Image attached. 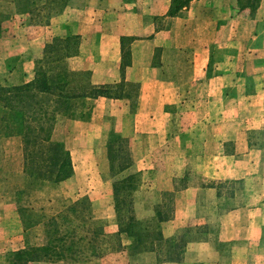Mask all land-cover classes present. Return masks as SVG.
I'll return each instance as SVG.
<instances>
[{"label": "crops", "instance_id": "0c3cea01", "mask_svg": "<svg viewBox=\"0 0 264 264\" xmlns=\"http://www.w3.org/2000/svg\"><path fill=\"white\" fill-rule=\"evenodd\" d=\"M68 3L75 2L0 0V86L20 85L35 78L36 59L43 55L45 45L41 38L79 35L84 39L83 46L91 47L88 52L83 49L85 61L79 68L91 71L93 84L120 82L123 76L139 84V110L133 118L137 126L135 150L142 154L132 166L138 172L158 166L153 154V144L157 140L177 158L193 159V173L190 167H185L187 164L176 167L163 162L162 166H167L168 170L172 168L167 170L169 175L158 168L154 179L156 186L148 183L150 190H145L140 184L135 190L138 219L149 223L156 221L165 239L185 240L179 254L168 252L170 242L156 250L138 252L137 264H264V139L254 138L259 130H264V89L249 93L247 79L240 73L235 75V95L231 97L227 94L228 81L224 74L211 78L210 83L213 80L220 85V115L213 116L211 108L205 114L207 122L203 131L197 129V125H190L174 132L169 119L170 115L173 118L172 113L166 111L165 106L179 101L181 86L178 80L167 77L164 72H177V67L163 63L164 60L151 64L152 54L148 56L150 63L138 65L137 61L145 54L136 47L160 32H157L155 18L150 20L145 13L133 11L136 3H153V7L163 3L162 9H154L151 14L164 15L171 0H76V3H86L80 16L76 9L70 10L72 6ZM2 16L7 20L1 21ZM169 20L178 22L180 17H169ZM125 35L137 36V39L133 42V63L123 74L121 38ZM184 51L172 47L165 49V53L176 56ZM194 52L197 50L188 55ZM18 57L19 62L15 64ZM86 100L85 115L61 113L57 119L66 117L72 128H97L93 135L99 138L105 125L93 122L96 111L102 104L105 106L118 99L101 96ZM210 103L217 105L211 99ZM56 125L57 120L52 134L55 141ZM104 150L110 162L107 139ZM73 165L75 168L74 162ZM178 177H183L184 186L176 188ZM107 182L113 190V205L103 225L107 237H115L120 227L116 222L114 180ZM229 183L236 186L227 192L225 184ZM168 192L172 194L169 211L165 208ZM153 195L156 199L152 203ZM146 201H150L151 206L150 203L145 206ZM158 210L167 212L169 217L160 220ZM122 239L124 246L130 241L126 234H122ZM170 244L175 246V242ZM94 259L103 261L99 257ZM31 263L46 264V261Z\"/></svg>", "mask_w": 264, "mask_h": 264}, {"label": "rangeland", "instance_id": "374dc122", "mask_svg": "<svg viewBox=\"0 0 264 264\" xmlns=\"http://www.w3.org/2000/svg\"><path fill=\"white\" fill-rule=\"evenodd\" d=\"M73 2L75 3H68V6H72L70 8L72 11L76 9L77 15L80 16L86 3H76V0ZM136 4L133 11L145 13L150 20L155 18L157 32H160L148 37L146 42H140L136 47L145 54L142 55L143 59L137 61L138 65L150 63L148 56L152 54L151 64L162 63L164 60L163 63L177 67V72L170 70L164 72L167 77L178 80L181 86L179 101L165 106V110L172 113L173 118L170 115L169 119L173 124L174 132L190 125H197V129L203 131L207 122L205 114L211 108L213 116L216 113L220 115L222 109L219 100L220 85L213 80L210 83L211 78L224 74L225 81H228L227 94L231 97L235 95L233 87L235 75L240 73L247 79L249 93L259 91L261 87L264 89L262 85L264 83V0H193L177 15L180 17L178 22L169 20L171 16L167 15L168 12L157 16L151 14L154 9H162L163 3H156L155 7L153 3ZM1 18L3 22L6 19L4 16ZM172 26L174 30L170 31ZM56 37L61 36L40 39L45 42L42 47L43 55L46 45ZM123 37H125V50L129 53L126 56V63L131 62L125 67L126 70L133 63L132 38L135 37L136 40L137 36ZM77 42L80 45L79 53L68 61L69 66L75 70H79L85 61L82 56L83 51L91 50L86 44L83 46V38H78ZM169 47L185 51L177 56L169 55L165 53V49ZM194 50H197V53L188 55ZM121 56H123L122 43ZM16 59L15 64L19 62V57ZM126 81L133 82L127 79ZM118 83L107 84L115 86ZM120 90L118 87L117 91ZM210 99L217 105L211 104ZM105 104L99 107L96 111V120H93L95 123L99 122L100 126L105 125L104 133L99 138L93 135V132H97V128H72L68 125L66 117L61 116L57 119L54 139L64 142L75 164L73 177L62 183L29 176L25 170L22 136L0 130V264H34L31 262L36 261H29L32 256L29 252L35 247L44 245L54 247L52 251L59 257L46 259V264L138 263L135 257L138 252H134L130 247L132 242L130 238L124 248H119L113 236L107 237L104 230L99 243H96L98 245L96 248V244L95 246L89 244L91 242L84 237L90 235L86 230L96 222L100 224L107 222L105 216L113 205V190L109 188L111 184L107 180L112 181L116 177L112 175L107 152L104 150L105 140H115V137L121 139L122 142L115 141L116 149L120 147L127 149L133 163L136 157L142 154L135 150L134 140L137 126L133 116L139 110L138 98L120 100L118 98ZM86 105L85 102L78 105V115ZM254 138L263 140L264 130H259ZM156 143L153 144V154L157 157L158 166L154 170L138 172L132 163L119 177L133 175L136 177L137 186L143 184L145 190H150L147 184L156 186L154 179L158 168L165 172L166 176L172 169L168 170L167 166H162L163 162L176 167L187 164L185 167H190V173H193L191 166L193 159L181 160L171 154L165 145L160 144V141L157 140ZM178 179L176 188L183 184V177ZM234 186L236 185L233 183L225 184V189L229 192ZM135 190L129 193L131 195L127 203L131 204V207L126 205V210L130 209V213L137 217L136 213H139L135 208ZM122 194L125 195V192ZM83 198L86 199L83 204L77 202V199L81 201ZM155 199L153 195L152 203ZM166 199L165 208L169 209L172 203L170 192ZM149 203L150 201H146L144 205L147 206ZM5 204H8V207H3ZM116 222L118 223L117 217ZM154 222L151 224L155 227ZM122 244H125L123 239ZM94 249H97L99 255H94ZM95 257L102 258L103 261L93 260Z\"/></svg>", "mask_w": 264, "mask_h": 264}, {"label": "trees", "instance_id": "16d2710c", "mask_svg": "<svg viewBox=\"0 0 264 264\" xmlns=\"http://www.w3.org/2000/svg\"><path fill=\"white\" fill-rule=\"evenodd\" d=\"M192 1L171 0L167 15L177 16ZM78 38H80L78 35L56 37L51 43H48L43 57L36 60L35 78L32 81L20 85L0 86V130H5L10 134L18 133L22 136L25 149V170L29 176L35 179L60 182L71 177L74 173L70 151L64 142L52 139L58 114L78 115V105L81 102L87 104V98L103 96L131 99L139 97V84L126 81L125 76L115 86L107 83L93 84L90 70L72 69L68 61L79 53ZM132 39L135 40V37ZM124 40L125 37L121 40L123 74L125 67L131 63L130 61V63H126V56L129 53L125 50ZM118 87L121 89L120 91H117ZM84 108L79 115H85ZM115 141L122 142V140L116 139V137L115 140H108L110 169L112 175L116 177L113 187L120 227L113 239L119 248H124L121 236L126 234L132 241L130 247L134 252L156 250L158 247H162L165 242H175L174 247L170 243L167 244V250L170 254H179L185 246L184 239H165L158 227L152 226L148 221L139 220L133 213H130V209L126 210V205L131 207V204L127 203L131 195L129 193L136 189L137 182L133 175L119 177L132 165L133 159L129 157L128 153L130 152H127V149L124 150L121 147L116 149ZM122 192H125V195ZM170 197H172L171 193ZM84 201H86L85 198L77 202L83 204ZM170 209L171 207L167 210ZM158 217L160 220H164L169 217V214L158 210ZM86 231H89L90 235H84L85 239L88 238L91 242L89 244L95 246L96 243H99L101 235L104 234L103 223L96 222ZM97 246L96 244V248ZM53 249L54 247L51 245L35 247L29 252L32 255L29 261L59 258L52 251ZM94 253V255H99L97 249H94ZM167 258L165 257V259Z\"/></svg>", "mask_w": 264, "mask_h": 264}]
</instances>
